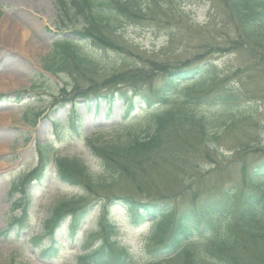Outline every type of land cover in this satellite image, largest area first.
<instances>
[{
  "label": "trees",
  "instance_id": "obj_1",
  "mask_svg": "<svg viewBox=\"0 0 264 264\" xmlns=\"http://www.w3.org/2000/svg\"><path fill=\"white\" fill-rule=\"evenodd\" d=\"M57 1L63 25H72L75 16L83 19L86 25L78 33L81 38L100 50L130 56L132 52L113 39L119 32L118 18L156 19L161 9L171 17L165 11L168 6L160 0ZM217 1L228 9L227 22L234 29L232 37L226 31L223 35V25L215 35L204 33L208 37L197 32L201 41L199 54L177 64L147 60L145 67L119 71L116 67L104 68L98 59L82 56L74 42H56L52 53L55 67L48 70L56 76L63 71L73 81L71 94L62 91V103H71V111L75 112L79 105L97 107L102 99L111 107L117 97L125 100L127 112L109 134L94 135L88 140L90 151L100 162L101 174H93L78 159L55 160L60 180L82 188L86 195L57 208L46 223L49 230L65 215L72 217L73 229L76 228L86 217L91 199L105 200L119 203L131 212L143 210L141 219L152 218L148 251L153 260L143 264H264V159L244 163L238 182L209 197L201 196L193 182L201 157L209 160L221 156V132L253 115H244L245 111L238 114L243 107L239 104L240 89L214 74L213 65L203 58L215 51L247 52L254 69L264 76V0ZM179 13L176 18L184 19L183 12ZM221 23L225 25L222 19ZM216 26L211 23L207 29L214 31ZM138 106L142 115L136 119L131 115ZM215 108L219 115L208 114V110ZM69 126L77 130L76 122H69ZM55 130L63 128L55 122ZM49 147L50 144L39 146L42 168L32 173L30 179L36 176L41 180L49 162L54 160L49 157ZM238 152L249 160L250 147L242 146ZM158 170L169 171L174 178L191 173L192 180L175 178L177 185L186 188L172 192L156 190L152 194L148 177L159 174ZM123 182L133 185L135 193L144 199L116 194L114 190ZM188 193L192 197L187 200ZM180 197L188 204L178 205L176 200ZM27 209L28 205L23 209L25 217ZM24 220L14 218V223ZM115 235L114 227L103 226L98 233L102 238L100 250L80 257L79 264H142L128 249L113 242ZM55 256L52 249L41 253L44 259Z\"/></svg>",
  "mask_w": 264,
  "mask_h": 264
},
{
  "label": "rangeland",
  "instance_id": "obj_2",
  "mask_svg": "<svg viewBox=\"0 0 264 264\" xmlns=\"http://www.w3.org/2000/svg\"><path fill=\"white\" fill-rule=\"evenodd\" d=\"M209 1L211 0L167 1L189 16L185 19L188 24L180 18L181 21L176 19L171 21L159 12L158 21H149L148 18L143 21L119 19L118 24L123 37L116 39L128 44L129 48L132 47L135 55H138L134 57L100 51L89 42L74 37V31L59 28L55 0H0V95L28 91L27 97L21 101H15V97L7 101L0 100V264H76V258L81 254V236L76 240H69L66 235L60 237L61 251L53 261L40 260L37 257L39 249H35L30 241L31 238L41 234L43 223L60 202L73 195L72 191L61 184L50 170L45 183L32 191L30 227L23 232L12 229L6 234L8 213L13 200L18 198L10 195L11 183L38 165L36 145L48 141L52 144V153L56 158L80 159L96 173L99 169L98 164L88 150L84 138L98 133L100 127H110L120 121L121 101L114 104L111 118L107 117L104 105H101L97 114L93 109L80 107L78 114L82 117L80 127L84 133L82 138L78 140L76 134L71 135L68 131L60 136H53L51 120L58 119L64 122L68 118L73 119L68 109L60 105L56 106V109L52 105L53 98L59 95L64 85L70 83V78L61 74L63 78L61 82L43 71V66L53 49L54 40L56 38L73 40L77 43L75 47L82 56L91 60L98 59L104 68L116 66L118 69H124V62L130 66L135 64L143 66V60L150 56L174 64L194 56L195 50L191 44L196 41L197 36L190 32L191 26L206 27L210 18L216 16L213 19L218 25L216 29H219L222 26L221 19L225 21L228 9L223 8L220 3L216 4L214 9ZM164 2L166 1L162 0V3ZM12 25H15L17 30L13 29ZM82 26L83 24L78 28L81 29ZM225 26L226 34L232 36L233 26L227 21ZM171 31L174 32V41L171 40ZM211 32H209L211 35L215 34L213 30ZM224 44L222 41L221 45ZM213 55H215L214 59H218L213 72L219 77L228 76V81H236L240 86L244 82L243 88L251 93L250 98H255L258 110L253 108L245 110L254 112L248 122L221 132L223 136L220 143L221 156L216 158L212 155L209 160L201 157L199 169L193 177L197 181L193 182H196L199 188L197 192L203 197L217 194L223 188L238 182L244 163L247 164L248 161L256 163L264 159V79L244 69L248 63L244 55L225 57L217 53ZM209 58L211 56L207 57ZM238 69L245 73V75L241 74L243 77L237 76ZM250 76L252 78L246 83V78ZM207 112L210 115H219L218 110ZM37 114H40V117L37 125L33 126L31 122ZM136 117L140 118L141 115ZM242 146L250 147V154L247 157L249 160L241 157L238 152ZM158 172L159 174L148 177L150 188L148 190L152 194L156 193V190L172 192L174 189L180 191L185 189L186 185H177L175 178L178 181L182 178L192 180L191 173H184L174 178L169 171L158 170ZM135 190L136 188L129 182H123L116 192H129L135 195ZM191 197L192 194L188 193L187 200ZM176 201L180 205L186 203L182 197ZM114 213L121 232L119 239L121 244L131 247L138 262L151 261L152 258L143 247L144 235L150 229V224L134 227L131 226L125 212L115 210ZM41 244L47 246L49 240L44 239Z\"/></svg>",
  "mask_w": 264,
  "mask_h": 264
},
{
  "label": "bare ground",
  "instance_id": "obj_3",
  "mask_svg": "<svg viewBox=\"0 0 264 264\" xmlns=\"http://www.w3.org/2000/svg\"><path fill=\"white\" fill-rule=\"evenodd\" d=\"M12 27H13V29H16L17 30V27L15 25L14 26L12 25Z\"/></svg>",
  "mask_w": 264,
  "mask_h": 264
}]
</instances>
